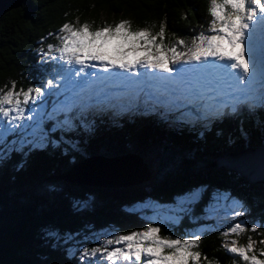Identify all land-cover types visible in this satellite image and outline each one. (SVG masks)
Listing matches in <instances>:
<instances>
[{
	"label": "trees",
	"instance_id": "1",
	"mask_svg": "<svg viewBox=\"0 0 264 264\" xmlns=\"http://www.w3.org/2000/svg\"><path fill=\"white\" fill-rule=\"evenodd\" d=\"M209 5L210 0H22L17 9L0 18V90L7 91L13 82L17 91L31 86L34 70L40 69L33 47L57 43L65 23L76 27L88 23L96 30L128 20L133 31L148 28L153 34L163 24V43L171 47L179 39L190 44L201 32L208 34ZM177 50L185 48L178 46ZM89 94L85 91L75 100L81 109L75 106L59 117L93 120L91 128L76 126L68 134L57 130L51 134L55 147L47 144L0 160V264H87L68 256L60 239L47 233L77 235L107 228L120 235L142 231L147 224L127 207L146 198L170 204L197 188L205 192L192 211L196 219L209 193H226L243 206V226L258 229L232 235L229 241L246 245L249 236L257 242L264 240V185L251 184L233 168L217 162L264 147V105L246 103L236 112L223 110L224 114L209 117L204 127L199 120L177 122L180 114L169 105H175L174 101L153 100L154 93L145 84L131 94L108 96L104 104H90ZM71 97L68 104L74 101ZM85 104L93 115L83 111ZM112 108L118 110L114 119L109 116ZM61 136L77 140L82 153L61 142ZM86 157H134L148 172V179L105 187L60 179ZM188 220L184 216L176 226L155 227L160 228L161 237L181 238L191 227ZM200 236L197 250L202 253V264H244L223 248L224 237L217 229ZM262 248L260 243L254 246L258 259H264Z\"/></svg>",
	"mask_w": 264,
	"mask_h": 264
},
{
	"label": "snow or ice",
	"instance_id": "2",
	"mask_svg": "<svg viewBox=\"0 0 264 264\" xmlns=\"http://www.w3.org/2000/svg\"><path fill=\"white\" fill-rule=\"evenodd\" d=\"M208 11L211 16L208 31L211 34L201 32L192 38L190 45L183 39L177 40L171 47L164 45L163 24L153 34L148 28L133 31L130 22L122 20L114 27L106 25L96 30H91L88 23L79 27L65 23L59 29V45L55 48L49 45V52L55 51L57 55L52 59L64 61L69 66L65 71L61 64L57 75H61L72 89H78L73 92V96H80V93L87 90L90 92L89 100L92 95L99 97L104 90L91 93V85L94 83L91 77L97 74L89 73L86 69L99 67L106 73L119 69L121 72L143 75L138 69L144 68L169 74L191 72L196 74L198 85L199 74L206 73L208 78L193 92V96L204 99L206 93L210 92L213 94L211 98L217 101L220 108L231 107L232 112L246 103L252 106L256 103L264 105V54L260 75L256 77L254 72L257 59L253 43L257 32L264 36V0H210ZM157 37L160 38L159 42ZM178 46H184L185 51H178ZM179 62L193 67L176 69L170 66ZM73 75L81 79L77 81L73 79ZM97 79L103 82L112 77L98 76ZM55 86L53 78L46 81L44 88L52 89ZM44 88L17 91L13 82L7 91L0 90V144L6 143L8 135L19 133V139L13 143L12 150H22L28 144L41 146L46 139L41 121H25H33V113H38V109L28 106L34 105L45 95H51ZM65 90H68L67 85ZM107 99L108 96L105 95L103 100ZM101 102V99L96 100L97 104ZM77 103L61 102V110L70 111ZM222 114L218 109L217 115ZM64 123L70 125L67 119ZM16 143L20 145L19 149L15 147ZM237 207L243 206L237 204ZM241 214L240 211L235 212L237 216ZM257 230L256 227L246 229L240 223L234 224L222 232L223 248L239 257L244 264H264V259H258L253 251L255 244L264 245V240L257 242L249 236L246 245H238L237 240L228 239L232 235L239 236L246 231ZM158 233L160 228L150 225L142 231L106 239L100 247L90 250L85 248L83 255L95 257L99 253L108 264H202V253L197 250L201 241L199 234L186 239H173L170 236L161 237ZM112 245L116 246L110 248ZM260 255L264 256V248L260 249ZM203 260H207V257H203ZM208 264L212 262L209 261Z\"/></svg>",
	"mask_w": 264,
	"mask_h": 264
},
{
	"label": "rangeland",
	"instance_id": "3",
	"mask_svg": "<svg viewBox=\"0 0 264 264\" xmlns=\"http://www.w3.org/2000/svg\"><path fill=\"white\" fill-rule=\"evenodd\" d=\"M210 34L211 33L208 31L207 35H210ZM259 42H260V33L257 32V34L254 37V41H253L255 55L257 59V68H256V71L254 72V76L256 77H259L260 75L262 54H264V51L263 52L260 51ZM58 45H59V40H57V43H55L53 46L55 48V46H58ZM33 48H35L34 51L37 55L36 59L40 64V69L37 68L34 70L35 79L33 80L29 88H35V87L44 88V86L46 85V81L48 79H53V78H54V84L56 86L52 89L44 88L45 92L51 93V95H45L44 97L41 98V100L36 101L34 105L30 104L28 106L29 108L38 109V113H33V116H34L33 121H25V123H34L37 119H39L41 121V127L43 129V132L46 134V139H44L41 146H38V147H34L31 144H28V145H25L22 150H12L13 143L18 141L20 134L15 133V134L8 135L6 137V143L0 144V150H3L2 152H0V160L11 155L12 153L16 154L18 152H22L23 150L41 149L43 146L47 144H50V146L55 147L57 143L56 141L53 140L54 138L51 136V134L57 130L64 131L65 133L68 134L69 132L68 130L74 129L76 126H80L84 129L86 128L88 129L93 126V120L88 119L87 121H81L78 119V121L75 122V119L72 120L70 118L59 117V115H62V113H67V111L61 110V102L68 104V101H70L69 100V97H70L69 90H65L66 85L68 87L70 84H68V82L64 78H62L61 75H57V72L60 70L61 64L64 65L65 71H67L69 66L64 61L52 59V57L56 56L57 53L55 51L49 52V45L45 46L44 48H42L41 45H38ZM74 67L78 68L79 66H74ZM147 70L148 69H145V73L147 76L151 78L150 80L151 83L157 81V78L151 73H149ZM141 71H142V68L138 69L139 73H141ZM158 72L163 73L159 70ZM164 75L166 76L160 77V81H159L160 83L163 84V88H164V91L160 90L162 97L167 96V95H172L177 91H182L184 90V88L185 89L189 88L187 92V98H186L187 100L182 101L181 104H179L180 107L177 106L176 104L174 105L175 109L178 111L177 113L180 114V115H176L177 118L179 119V120H176L177 122H180V120L181 121L187 120V121H190L191 123H195L197 120H199L203 122L202 125L205 127L206 124L208 123L207 121L209 117L217 116L218 109L214 111H205V109L203 108L199 109L198 108L199 105H195V104H199L203 100V99H197L193 96V92L198 89V86L196 84L183 87V85L180 82H178L175 78H173L171 74L164 73ZM167 75L172 76V80L174 82L173 84L169 83L170 82L169 76ZM107 76H111L112 79L117 80L118 83L116 85L111 83L109 86L96 89L95 92L100 91V89H103L104 91L100 92L99 97L93 95L92 99L88 101L90 104H93V105L97 104L96 103L97 99H101L103 101L101 103L104 104V100L102 98L105 95L114 97V96H117L116 93L121 94L124 91H128V89L130 88H127V87H131L132 83L131 82L127 83L126 81H122V80H125V79H122V77L131 78L133 80V83L134 82L138 83L139 80L141 79V75H133L132 73L121 72L119 69L111 70V72H108L106 77ZM73 78H75L74 75H73ZM80 79L81 77L79 78V80ZM96 82L100 83L101 81L96 80ZM66 97L68 98L67 100H66ZM89 108L90 107L88 106L83 111H86V114L93 115L91 111H88ZM78 109H81V108L79 106H76V110ZM119 110L121 109L119 108ZM116 111L118 110L113 109L112 112L109 113V116L112 119L116 118ZM204 111L206 112V114H203ZM219 111H221L223 114L225 113L223 109H219ZM97 113L105 117V112H103L102 110L98 109ZM92 115L90 116L92 117ZM66 119L70 121V125L64 123ZM5 123H7V121H5ZM29 131H31V129H29ZM60 139L62 140L61 142H64L67 145H69L71 147V150L77 153H80V154L82 153L81 148H80L81 146L80 147L78 146L77 140L75 141L64 140V136L63 137L61 136ZM15 147L19 149L20 145L16 143ZM263 155H264V151L262 152L261 156ZM126 158H129V159H126ZM226 158L225 157L221 158L217 162L220 163V161L222 160L226 161ZM84 159L87 160L88 157ZM233 159L234 158H231V160ZM98 160H102V159L91 158V160H89L86 163V165H83L79 169H76L75 172L78 173L82 171V169H87V168L89 169V167L87 166L94 165L95 163H96L95 165H101V164L106 165V164L111 163V162H107L106 160H102L104 162H100ZM244 160L245 159H243V161ZM245 162H247V160ZM112 163H114L112 164L113 167H115V165H118L120 168H122V170L119 171L118 175L122 174V176H125L128 174L127 175L128 178L126 177L127 181L128 180L137 181L141 179L142 177H144L145 175L144 173H142L143 171L142 172L140 171L142 166L140 165L138 160L134 157H125V160H121L119 162H112ZM229 163H232V166H234L233 167L234 169L236 168L240 169V167L237 164H235L236 162L232 161ZM127 165H130L131 169H129L125 173L124 168ZM130 175L131 177H129ZM69 178L70 179L75 178L76 180L79 179L78 181H81V182H88V180L92 181V179L77 178L74 174L69 175ZM126 178H124V180ZM60 179H61V176H60ZM119 181H120V178L118 181H114V182H111L108 180H101L100 184L102 185L111 184L112 185L113 183H118ZM92 184H96V183H92ZM204 192H205V188H197L189 194L175 198L170 204H161L152 198H146L141 201L133 203L131 206L127 207L126 209L129 212L135 213L137 216L143 219L145 223L147 224L145 228H147L150 225L155 227L158 224H163L168 227H173V226H176L179 220H181L184 216H187V218H189L188 221L190 222L191 227L181 235L180 239L190 238L193 234L201 235L203 232L208 231V230L211 231L213 229H217L218 231L222 233L226 231L228 228H230L231 226H233L234 224L240 223L243 225L241 215H238V216L235 215V212L237 211H240L243 213V209L241 207H237V204L239 205L241 204L235 199L230 198V196L227 195L226 193H221V192H212L206 196V199L201 206L200 214L198 218L196 219L194 217V214H192V211L195 209V205L198 204V202L201 200V197L204 194ZM47 234L50 237L55 236L53 237L55 239H58V240L60 239V242L64 244L66 247L65 249H66L68 256H77L81 261L83 260L87 264H108V261L103 256H101V254L99 253L95 257H91V256L85 257L83 255V249L87 248L90 250L92 248L100 247L104 240L111 239L115 236L120 235L118 231L114 228H107V229H104L98 232L87 231V232L80 233L77 235L65 234L63 236H58L55 232H48ZM115 246L116 245H112L109 247L111 248ZM230 254L233 255L232 253Z\"/></svg>",
	"mask_w": 264,
	"mask_h": 264
},
{
	"label": "water",
	"instance_id": "4",
	"mask_svg": "<svg viewBox=\"0 0 264 264\" xmlns=\"http://www.w3.org/2000/svg\"><path fill=\"white\" fill-rule=\"evenodd\" d=\"M21 2H22V0H0V18H2L6 13L11 12V11L17 9L20 6ZM260 149H262V148H260ZM256 150H258V149H256ZM252 151H255V150H252ZM246 152H251V150L244 151V152H241L239 154L232 155L230 157L226 156V157H228V158L225 157L226 158V161L225 160L224 161L222 160L221 163L224 164L225 167L228 166L227 168H231L232 169L233 168L232 167V163H229V161L231 160V158L237 157L240 154H244ZM89 160H91V158H88L87 160L84 159L81 163H78V164L74 165L67 173H65V174H63L61 176V179L62 180H65V181H68V182L77 183V184H85V185H93V186L105 187V185L100 184L101 183L100 182L101 180H98V179H94V181L93 180L92 181H89L88 180V182H81V181H78L79 179L76 180L75 178H72V179L69 178V175H71V174H74L75 176H77L76 174H78L79 172L76 173L75 172L76 169H79L83 165H86V163ZM113 160L114 159H112V160H106V161H113ZM246 160H247V162H245ZM236 161H239V160H236ZM242 162H243L242 163L243 165H238L240 167V169L237 170V169H234L233 168L234 170H236L235 172H238L242 177H244L245 179H247L248 182L251 183V184H263L264 185V172L258 170L255 167L254 163L249 158H246ZM141 169H143V170H141ZM141 169H140V171L141 172L143 171L142 173L145 174L144 177H142L141 179H139L137 181H134V180H132V181H129L128 180L127 181V179H125L126 181L124 180L121 183H116V184H119L118 186H128V185H134V184L142 183L143 181H145V180L148 179V175L149 174L146 171V169H144L143 167H141ZM239 170H241V171H239ZM101 177H105V176L103 175ZM92 183H96V184H92ZM109 185H111V184H108L107 186H109Z\"/></svg>",
	"mask_w": 264,
	"mask_h": 264
},
{
	"label": "bare ground",
	"instance_id": "5",
	"mask_svg": "<svg viewBox=\"0 0 264 264\" xmlns=\"http://www.w3.org/2000/svg\"><path fill=\"white\" fill-rule=\"evenodd\" d=\"M263 151H264V147L262 149H258L255 151L246 152V153L241 154L237 157H234V159L229 161V162L234 161V162H236L235 164H237V165H243L242 164L243 159L249 158L254 163L255 167L258 170L264 172V155L261 156ZM126 159H129V158H126ZM121 160H125V158H123ZM121 160L116 159L114 161H107V162H111V163L106 164V165H102V164L101 165H95L96 163L94 165H88L87 167H89V169L88 168L82 169V171H80L76 177L80 178V179H83V177H84V179L108 180L111 182L118 181L120 178V181L118 183H121L122 181H124V178H126V177L128 178V176H127L128 174L125 176H122V174L120 173L121 175H118L119 171H121L122 168H120L118 165H115V167L112 166V164H114L112 162H119ZM236 160H239V161H236ZM98 161L104 162L102 160H98ZM232 167H234V166H232ZM129 169H131L130 165L125 166L124 172L126 173ZM236 169L238 170V168H236ZM102 175H104L105 178L101 177ZM129 177H131V175ZM114 184H116V183H114Z\"/></svg>",
	"mask_w": 264,
	"mask_h": 264
}]
</instances>
